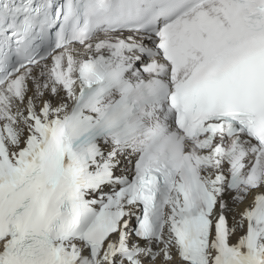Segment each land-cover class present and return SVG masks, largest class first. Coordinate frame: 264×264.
<instances>
[{
  "label": "snow or ice",
  "instance_id": "obj_1",
  "mask_svg": "<svg viewBox=\"0 0 264 264\" xmlns=\"http://www.w3.org/2000/svg\"><path fill=\"white\" fill-rule=\"evenodd\" d=\"M0 264H264V0H0Z\"/></svg>",
  "mask_w": 264,
  "mask_h": 264
}]
</instances>
